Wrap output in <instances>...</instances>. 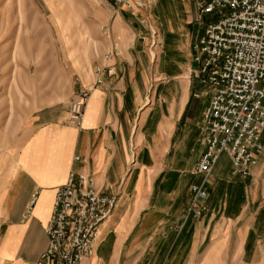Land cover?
<instances>
[{"label": "crops", "instance_id": "0c3cea01", "mask_svg": "<svg viewBox=\"0 0 264 264\" xmlns=\"http://www.w3.org/2000/svg\"><path fill=\"white\" fill-rule=\"evenodd\" d=\"M134 1L103 10L82 126L67 122L66 107L0 149V264H40L55 192L71 170L117 197L78 264H264V134L248 175L219 157L205 181L207 210L184 220L201 181L190 170L204 147L206 94L192 45L205 16L196 0Z\"/></svg>", "mask_w": 264, "mask_h": 264}, {"label": "built area", "instance_id": "2783aa9c", "mask_svg": "<svg viewBox=\"0 0 264 264\" xmlns=\"http://www.w3.org/2000/svg\"><path fill=\"white\" fill-rule=\"evenodd\" d=\"M196 9L200 20L208 14L217 19L204 24L192 45L194 74L209 99L201 116L204 147L190 170L201 181L190 186L184 220L207 210L205 181L219 157L226 154L234 172L248 175L262 151L264 134V0H196ZM102 72L95 69L96 84ZM90 91L76 90L68 106L70 125L82 126ZM116 202L115 195L101 192L91 174L71 170L55 192L40 264H78L89 256Z\"/></svg>", "mask_w": 264, "mask_h": 264}, {"label": "rangeland", "instance_id": "374dc122", "mask_svg": "<svg viewBox=\"0 0 264 264\" xmlns=\"http://www.w3.org/2000/svg\"><path fill=\"white\" fill-rule=\"evenodd\" d=\"M142 1L149 7L154 0ZM129 2L0 0V149L17 130L65 113L76 90L90 87L103 10Z\"/></svg>", "mask_w": 264, "mask_h": 264}]
</instances>
